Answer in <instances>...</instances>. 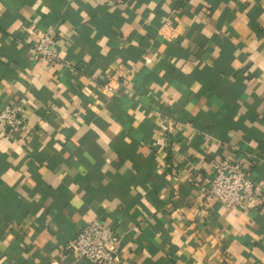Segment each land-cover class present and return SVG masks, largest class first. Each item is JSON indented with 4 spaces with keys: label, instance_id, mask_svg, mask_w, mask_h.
<instances>
[{
    "label": "clouds",
    "instance_id": "obj_1",
    "mask_svg": "<svg viewBox=\"0 0 264 264\" xmlns=\"http://www.w3.org/2000/svg\"><path fill=\"white\" fill-rule=\"evenodd\" d=\"M181 3L0 0V264H264V0Z\"/></svg>",
    "mask_w": 264,
    "mask_h": 264
},
{
    "label": "crops",
    "instance_id": "obj_2",
    "mask_svg": "<svg viewBox=\"0 0 264 264\" xmlns=\"http://www.w3.org/2000/svg\"><path fill=\"white\" fill-rule=\"evenodd\" d=\"M174 6H182L181 0H177V4L174 5ZM251 24H252V25L255 24V20H254V18L252 19ZM97 123L99 124V121H98ZM124 151L127 152V149H124ZM96 155H97V158H98V159H102V157H101L100 153L98 152V150L96 151Z\"/></svg>",
    "mask_w": 264,
    "mask_h": 264
}]
</instances>
